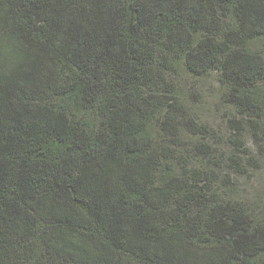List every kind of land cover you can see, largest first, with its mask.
Returning a JSON list of instances; mask_svg holds the SVG:
<instances>
[{
	"label": "trees",
	"instance_id": "16d2710c",
	"mask_svg": "<svg viewBox=\"0 0 264 264\" xmlns=\"http://www.w3.org/2000/svg\"><path fill=\"white\" fill-rule=\"evenodd\" d=\"M178 61L261 140L264 0H0V264H264V210L162 141L206 132L150 93Z\"/></svg>",
	"mask_w": 264,
	"mask_h": 264
},
{
	"label": "rangeland",
	"instance_id": "374dc122",
	"mask_svg": "<svg viewBox=\"0 0 264 264\" xmlns=\"http://www.w3.org/2000/svg\"><path fill=\"white\" fill-rule=\"evenodd\" d=\"M246 46L254 51L263 48L259 40L247 41ZM163 78L161 86H156L150 93L157 89V95H161L164 93L162 89L165 91L168 88L182 106L179 118L193 119L206 128V132L195 135L183 125L175 126L171 128H175V133L172 136L166 135L162 140H165L164 144L175 149L177 154H188V169L213 172L212 177L207 176L212 181L209 187L212 193L224 200L241 203L260 214V210H264V136L261 140H256L248 128L241 136L235 135L230 121L238 119V115L230 103L224 102L226 91L220 82L222 78L219 71L214 69L201 77H195L178 61L174 70L164 73ZM169 83L173 89L169 87ZM258 88L260 95L264 96V82L259 83ZM153 129L158 132V128ZM262 129L264 130V119ZM234 142L239 143V147ZM197 145L210 146L213 154L207 159L191 156L190 153ZM236 164H240L244 172H236ZM229 178L232 186L221 188Z\"/></svg>",
	"mask_w": 264,
	"mask_h": 264
}]
</instances>
